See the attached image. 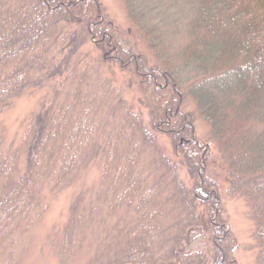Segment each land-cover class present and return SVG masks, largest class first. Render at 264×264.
I'll use <instances>...</instances> for the list:
<instances>
[{"label":"rangeland","instance_id":"rangeland-1","mask_svg":"<svg viewBox=\"0 0 264 264\" xmlns=\"http://www.w3.org/2000/svg\"><path fill=\"white\" fill-rule=\"evenodd\" d=\"M35 1L0 0V264H223L179 259L219 222L256 264L264 175L223 181L177 98L202 0Z\"/></svg>","mask_w":264,"mask_h":264},{"label":"trees","instance_id":"trees-1","mask_svg":"<svg viewBox=\"0 0 264 264\" xmlns=\"http://www.w3.org/2000/svg\"><path fill=\"white\" fill-rule=\"evenodd\" d=\"M35 3L45 10L58 11L68 0ZM199 9L202 16L191 20L183 44L184 56L195 64L197 74L181 81L179 104L192 102L208 127V139L213 152H217L213 161L218 158L219 170H225L223 181H259L264 175V0H202ZM117 56L119 61L128 62L125 56ZM141 73L147 79V74ZM206 228L213 232L203 240L206 250H191L185 255L190 250V241H186L184 248L188 250H182L179 259L194 255L201 262L218 254L223 264H232L233 241L224 233L223 222ZM259 231L264 232V221ZM259 231L253 239L259 255L256 264H264V233Z\"/></svg>","mask_w":264,"mask_h":264}]
</instances>
